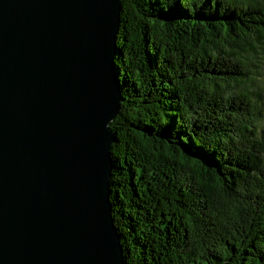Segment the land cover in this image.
<instances>
[{
	"label": "trees",
	"instance_id": "trees-1",
	"mask_svg": "<svg viewBox=\"0 0 264 264\" xmlns=\"http://www.w3.org/2000/svg\"><path fill=\"white\" fill-rule=\"evenodd\" d=\"M120 2L125 264H264V0Z\"/></svg>",
	"mask_w": 264,
	"mask_h": 264
},
{
	"label": "water",
	"instance_id": "water-1",
	"mask_svg": "<svg viewBox=\"0 0 264 264\" xmlns=\"http://www.w3.org/2000/svg\"><path fill=\"white\" fill-rule=\"evenodd\" d=\"M120 14V0H0V264H125Z\"/></svg>",
	"mask_w": 264,
	"mask_h": 264
}]
</instances>
